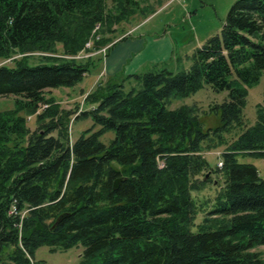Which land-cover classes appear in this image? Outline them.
Listing matches in <instances>:
<instances>
[{
  "label": "trees",
  "instance_id": "1",
  "mask_svg": "<svg viewBox=\"0 0 264 264\" xmlns=\"http://www.w3.org/2000/svg\"><path fill=\"white\" fill-rule=\"evenodd\" d=\"M164 1L0 0V60L19 56L0 65V96L14 97L0 110V264H44L34 259L40 246L78 244L77 264H264L253 250L264 245V178L238 159L264 158V98L255 121L243 122L248 90L264 73V0H235L188 69L111 75L74 118L51 94L97 67L99 57L79 52L127 37L129 29L103 34ZM204 85L227 91L207 128L194 104L170 108ZM86 118L92 124L70 141L71 120ZM219 146L221 166L211 167L203 151ZM207 172L223 179L208 209L192 194L213 183Z\"/></svg>",
  "mask_w": 264,
  "mask_h": 264
},
{
  "label": "rangeland",
  "instance_id": "2",
  "mask_svg": "<svg viewBox=\"0 0 264 264\" xmlns=\"http://www.w3.org/2000/svg\"><path fill=\"white\" fill-rule=\"evenodd\" d=\"M235 0H165L161 6L155 8V12L142 18L140 15L134 16L126 22L116 25V31L111 35L108 32L104 33L105 37H117L121 31L128 30L119 43L116 44L111 55L113 56L122 47L129 44H134L133 47H143L140 53V60L146 58L148 67H143L141 71L149 69L167 68L173 72L188 69L192 63L191 56L195 50L200 47L210 36L220 32L224 23L226 14ZM156 1H152L154 4ZM157 3L154 4L156 6ZM98 31V30H97ZM100 37L96 33L93 37ZM120 37L116 38L109 45L98 48L94 51L82 50L76 57L84 58L94 55L95 58H100L96 68L91 74L73 87H60L52 89L51 94L56 98L60 105L75 113L87 108L84 103L86 93L91 90L98 82L105 80L110 75L106 74L105 56L109 49L118 42ZM133 41V42H129ZM88 42V41H87ZM86 42V43H87ZM85 43V44H86ZM91 45L86 48H91ZM110 46L109 48H107ZM104 48V49H103ZM39 53L33 54L30 57L32 63H36L39 59ZM87 54V55H86ZM14 57H19L18 55ZM0 60L1 64L12 65L13 58ZM118 66V64H117ZM125 70V69H123ZM125 74L118 72L114 74ZM113 75V74H111ZM227 97V91H215L210 86L204 85L196 92L186 97L172 98L170 108L178 107L182 104H194L197 108V113L203 122V127L216 125L219 122V114L215 113L212 107L221 103ZM264 98V73L261 75L259 81L252 85L248 90L246 104L243 108V122L244 125L252 124L256 119V105L262 103ZM14 105V97L0 96V110L12 108ZM43 106V105H42ZM41 106V107H42ZM78 107V108H77ZM92 107V106H91ZM76 111V112H75ZM31 115L30 119H27ZM26 121L31 129L36 126L34 114H28ZM92 124L90 118L86 119H72L70 122V141H74L79 137L82 130ZM241 128L234 129L227 135L231 140ZM113 137L110 131L102 137V141L108 142ZM225 146H219L211 150H204L203 155L207 161L214 167L218 165L221 160L220 155ZM239 161L252 163L257 167L259 175L264 178V158H255L251 156H239ZM211 177L213 183L207 184L199 191H193V197L199 203L205 201L208 203L204 207H210L213 198L218 190H220L223 179L215 173H210L207 178ZM208 209V208H207ZM204 216L203 210H199L195 222L199 223ZM192 231H196V226H192ZM80 244L70 247L68 249L50 251L46 245L40 246L34 255L36 261H42L44 264H77L82 252ZM264 256V245H258L253 248Z\"/></svg>",
  "mask_w": 264,
  "mask_h": 264
},
{
  "label": "crops",
  "instance_id": "3",
  "mask_svg": "<svg viewBox=\"0 0 264 264\" xmlns=\"http://www.w3.org/2000/svg\"><path fill=\"white\" fill-rule=\"evenodd\" d=\"M127 39V37H126ZM124 40V39H123ZM122 39L109 49L108 53L105 56L106 62V74L110 75L118 72H124L125 74L138 72L143 69V67H148V61L146 58H140V53L143 51V47H133L134 44L125 45L119 51H117L113 56L111 53L117 43L123 41ZM133 42V41H129ZM118 64V66H117ZM125 69V70H123ZM141 69V70H140Z\"/></svg>",
  "mask_w": 264,
  "mask_h": 264
},
{
  "label": "built area",
  "instance_id": "4",
  "mask_svg": "<svg viewBox=\"0 0 264 264\" xmlns=\"http://www.w3.org/2000/svg\"><path fill=\"white\" fill-rule=\"evenodd\" d=\"M98 27V25L96 26ZM96 38H98V36H96ZM91 45V40H89L86 44H85V47H89ZM104 49V48H103ZM87 55V54H86ZM46 105L44 104L41 108H44ZM40 108V109H41ZM40 109H38L35 113H38L40 111ZM34 113V115H35ZM31 118V115H28L27 119H30ZM159 165L161 166L162 163H159ZM218 166H221V161L218 162ZM11 211H14V207H12Z\"/></svg>",
  "mask_w": 264,
  "mask_h": 264
},
{
  "label": "water",
  "instance_id": "5",
  "mask_svg": "<svg viewBox=\"0 0 264 264\" xmlns=\"http://www.w3.org/2000/svg\"><path fill=\"white\" fill-rule=\"evenodd\" d=\"M208 175H209V173L207 172L206 175H205V178H206ZM120 180H121V178H117V179H115V181H114V187H115V188L118 186Z\"/></svg>",
  "mask_w": 264,
  "mask_h": 264
}]
</instances>
